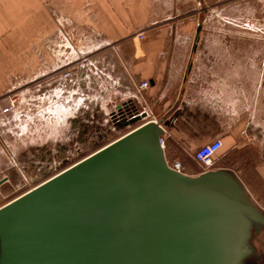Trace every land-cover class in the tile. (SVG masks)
I'll use <instances>...</instances> for the list:
<instances>
[{
    "label": "crops",
    "instance_id": "crops-1",
    "mask_svg": "<svg viewBox=\"0 0 264 264\" xmlns=\"http://www.w3.org/2000/svg\"><path fill=\"white\" fill-rule=\"evenodd\" d=\"M177 1L0 0V206L24 176L23 154L66 150L62 137L78 128L82 140L90 119L125 130L112 113L130 101L164 127L168 161L197 175L196 149L222 139L226 162L213 170L234 171L264 201L263 85L234 66L230 36L175 16ZM15 90L19 105L4 113Z\"/></svg>",
    "mask_w": 264,
    "mask_h": 264
},
{
    "label": "water",
    "instance_id": "water-1",
    "mask_svg": "<svg viewBox=\"0 0 264 264\" xmlns=\"http://www.w3.org/2000/svg\"><path fill=\"white\" fill-rule=\"evenodd\" d=\"M136 112L133 115V112ZM125 134L0 206V264H241L264 211L232 170L169 167L133 102Z\"/></svg>",
    "mask_w": 264,
    "mask_h": 264
},
{
    "label": "rangeland",
    "instance_id": "rangeland-1",
    "mask_svg": "<svg viewBox=\"0 0 264 264\" xmlns=\"http://www.w3.org/2000/svg\"><path fill=\"white\" fill-rule=\"evenodd\" d=\"M175 7L177 8L175 16L195 20V30L201 27L199 31L201 33L230 36L234 47V66L238 65L242 71L247 72L244 75L245 80L258 82L264 88V0H180L176 2ZM79 44L74 42V46ZM262 92L263 105L260 107L264 110V89ZM11 94L18 95L16 90L9 95ZM137 125L133 124L125 130L114 132L113 126L107 121L90 119L83 123V126H86L83 141L78 128H74L69 137H62L67 139L66 150L54 147L49 151L46 147L36 145L30 155H22L24 176L19 179L13 178L12 185L8 188L13 191L11 198L86 157ZM258 142H264V137ZM225 162L223 155L218 157L214 168L222 166ZM250 194L264 209V201L255 193Z\"/></svg>",
    "mask_w": 264,
    "mask_h": 264
},
{
    "label": "built area",
    "instance_id": "built-area-1",
    "mask_svg": "<svg viewBox=\"0 0 264 264\" xmlns=\"http://www.w3.org/2000/svg\"><path fill=\"white\" fill-rule=\"evenodd\" d=\"M137 35L141 39H143L145 36L143 31L138 32ZM71 74H72V71L70 69H67L63 73L65 77H69L71 76ZM149 85H150L149 81L140 82L137 86L138 93L141 96H143L144 91L149 87ZM19 99L20 98L18 95H14V94L9 95L7 97V104L3 108V112L8 113V112H11L17 109L19 102H20ZM161 143L164 147L163 136L161 138ZM223 147H224L223 140L218 138V139H213L207 143H204L203 145H201L199 148L196 149L193 157L197 165L200 167V171H201L200 173L207 172V171L214 169L215 161L218 159L219 153ZM167 163L169 167L172 168L173 170L179 173L187 174L186 166L183 164L182 161L180 160L168 161L167 160Z\"/></svg>",
    "mask_w": 264,
    "mask_h": 264
},
{
    "label": "flooded vegetation",
    "instance_id": "flooded-vegetation-1",
    "mask_svg": "<svg viewBox=\"0 0 264 264\" xmlns=\"http://www.w3.org/2000/svg\"><path fill=\"white\" fill-rule=\"evenodd\" d=\"M114 122L117 123V125L124 124V120L120 118L118 120L114 119ZM259 207L264 211L260 205ZM252 244L255 247L256 252L244 260L241 264H264V228L259 233L254 234Z\"/></svg>",
    "mask_w": 264,
    "mask_h": 264
},
{
    "label": "bare ground",
    "instance_id": "bare-ground-1",
    "mask_svg": "<svg viewBox=\"0 0 264 264\" xmlns=\"http://www.w3.org/2000/svg\"><path fill=\"white\" fill-rule=\"evenodd\" d=\"M263 232V231H262ZM257 235V234H256Z\"/></svg>",
    "mask_w": 264,
    "mask_h": 264
}]
</instances>
